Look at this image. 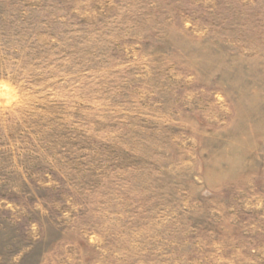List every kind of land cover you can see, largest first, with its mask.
I'll return each instance as SVG.
<instances>
[{"label": "rangeland", "instance_id": "rangeland-1", "mask_svg": "<svg viewBox=\"0 0 264 264\" xmlns=\"http://www.w3.org/2000/svg\"><path fill=\"white\" fill-rule=\"evenodd\" d=\"M0 264H264V0H0Z\"/></svg>", "mask_w": 264, "mask_h": 264}]
</instances>
